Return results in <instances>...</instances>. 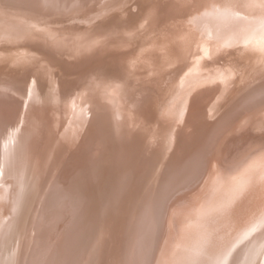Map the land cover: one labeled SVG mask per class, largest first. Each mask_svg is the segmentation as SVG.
<instances>
[{"label": "bare ground", "instance_id": "obj_1", "mask_svg": "<svg viewBox=\"0 0 264 264\" xmlns=\"http://www.w3.org/2000/svg\"><path fill=\"white\" fill-rule=\"evenodd\" d=\"M13 1L44 9L38 0ZM106 2L44 32L0 13L2 48L38 32L46 48L38 72H18L14 57L0 61V161L13 158L12 166L0 162V264H238L248 252L255 256L248 264H259L264 48L257 46L264 45V0ZM7 20L20 34L6 32ZM102 24L112 25L109 36L90 40ZM52 32L63 34L49 38ZM138 38L186 60L173 92L160 76L165 62L124 64L127 53L147 51L140 49L145 42L135 51ZM38 40L30 44L42 46ZM56 57L85 60L70 67ZM109 65L118 80L100 87ZM146 81L160 92H148ZM161 110L155 135L146 126ZM147 132L148 145L140 148ZM243 161L238 174L229 170ZM139 162L150 170L137 181ZM178 183L187 187L170 201Z\"/></svg>", "mask_w": 264, "mask_h": 264}, {"label": "rangeland", "instance_id": "obj_2", "mask_svg": "<svg viewBox=\"0 0 264 264\" xmlns=\"http://www.w3.org/2000/svg\"><path fill=\"white\" fill-rule=\"evenodd\" d=\"M52 1L53 0H38V2L44 6V9L39 10V9H36V8L27 7L25 5H22V4H20V2H18V4H17V2L13 1V0L7 1V2H2V0H0V13L2 15L3 14L8 15V14H13V13H15L16 15H20L21 18L20 17L16 18V19H20V21H18L20 23V25L22 24L21 23L22 20L31 21L32 24H26L25 26L26 27H35V28L38 27V28H40L39 31L41 30V31L44 32L45 28H44V30H42L41 28H43V27H45L47 25H50L55 20L62 21L64 19H66V17H68L70 15H75V16L78 15L79 16L81 14L89 15L91 13H96V12H94V10H93V12L91 11L93 4L96 3L94 5L95 8L100 6L101 7L100 9H103V8H105V3H107L106 0H55L54 2H52ZM110 7L111 6H108L106 8H110ZM133 9L134 8H131L130 10L133 11ZM16 19H15V22H14V20H11V23H17ZM124 22H126V19L123 18L121 20V23H124ZM11 23L8 21L7 24L4 26L6 29H8L6 32L13 33V32H16L17 30H19V28L17 26L12 25ZM111 26L108 25V24H102L101 26H99L98 29L96 28L94 31H92L93 35L90 37V40L91 39L93 40V37L98 35V34L100 35V33H102V35H104L103 32L107 33V34H105V36H109V31L112 29ZM94 32L95 33L97 32V33L95 34ZM54 33H56V32H52L51 35H49L48 37L52 38V35H54ZM61 33L62 32L56 33L57 37H60ZM72 33H74V34L71 36V40L73 39L74 42L73 41L72 42H73V44H75L74 38L76 37V33L75 32H71L70 34H72ZM17 34H20V33L17 31V33L15 35H17ZM35 37H38L39 40H38V38H35ZM138 39L140 40V38H138ZM36 40H38V43L41 44L42 46L38 47V46L30 44V43H32L33 41H36ZM1 41H0V43H1ZM44 42H45V40L43 38V33L42 32H38L37 35H31L29 38L23 40V45H21V46L13 45V46H8L6 48H2L1 44H0V61L1 60L2 61H6L9 58H13L14 57V60H15V61H13L14 62V66H15L14 68L19 67V70L17 69L18 72L23 73V74L29 73L32 70L35 71V72H38L37 66H36V64L39 65L37 63L38 62L37 61V57H38V55L40 53L45 52V50H46V48H45V46L43 44ZM142 42H145V44L140 49L144 48L147 51L140 57H138V54H136V56L134 57V56H130L131 53H127L126 57H128V59L127 58L125 59L124 64L127 63L130 59H131L130 62H132V60H136V58H137V60L138 59L143 60V59H146V58L151 59L153 65H159V64H162V63L165 62L166 67H164V65L162 67L163 72L165 73V75L164 76L160 75V76H162V78H163L162 82H164V81L172 82V84H170V88L171 89H169V91L173 92V90L175 89L174 80L179 75L178 69L179 68H183L184 66H186V60H182V62H181L180 57L175 52H172L169 49L167 51H164V50H162L160 48L161 46H159V45H157L156 48L155 47L152 48L151 44L148 41V38H143L142 41L140 40L138 42V44L135 45V47H136L135 51H139L140 50L138 48V46ZM165 43L168 44L167 40H161L160 41V45L161 44H165ZM73 44H72V46H73ZM257 47L263 49L264 45L257 46ZM155 49H157V51ZM130 52H133V51L131 50ZM258 52L261 55H264V53L261 50H259ZM255 53H256V51H254V54ZM47 55L50 56V57H53V54L51 52H47ZM56 59L60 60V63H62L64 65H66L68 63V65H70V67H73V66L76 67L79 64L83 63L84 60H85V58L76 59V58H70V57H62V58H57L56 57ZM48 62H47V64H50ZM86 63H88V60H87ZM172 63L175 64V65L172 66V67H171V65H168V64H172ZM46 67L47 66H39L38 68L40 69V71H45L46 73L50 74V71ZM139 69H141V68H139ZM103 71H104V72H102L103 81L100 80L102 82L98 83V86L104 87L105 85H107V82H108L107 79L118 80L117 78H118L119 74H118V72L116 70V67H113V65L112 66L109 65V68L104 69ZM148 73L151 74L153 72H148ZM131 81L134 84L136 83V79L135 78L132 79ZM150 83L151 82H147V81L145 82V84H147L145 86L146 90L148 92L156 91V92L159 93L160 91H158V86L157 85H148ZM150 96L153 97L151 94H150ZM160 100H162V98L160 99V96H159V101ZM201 103H204V101L202 102V100H200L198 102L197 106H199ZM164 108L165 107H163V109ZM161 111L159 112V114L156 117L157 120H154V122L151 123V121L144 120L145 121V125H150V123H151L150 126H146V127L147 128H151V131H154L155 135H158L159 132L161 131V128L159 127L160 126L159 123L162 120V116L166 115V111H162V113H161ZM165 120H166V116H165ZM139 135L140 134L138 132L135 133V137L136 138H139L138 137ZM148 138H150L149 135H148V132L141 136V138H140L141 139L140 148H144L146 145H148ZM5 151H6V149H5ZM11 156L12 155H10V153L6 157L4 156L2 161H3V163H5V166H8V165L12 166L13 158ZM178 157H179L178 161L180 162L182 157L181 156H178ZM2 161H0V162H2ZM178 161H175V163L176 162L178 163ZM206 161L207 160H205L204 163ZM140 162H141V158H140ZM140 162H139V168L137 169V171L135 169V171L139 173L137 175V181H138L139 177H141V176L143 177L144 175H147L149 170H150V168L148 166L142 165V164H140ZM244 165H247V163L245 161L240 163L238 166H231L229 168V170L231 169L234 173L237 172V174H238L239 171L242 169V166H244ZM233 168L235 170H233ZM167 170H168V168H167ZM198 176L199 175H197V177L194 178L192 183H194V181L197 180L196 178H198ZM142 181H143V179H142ZM199 185L200 184H197L192 190H190L188 193H186L183 196H188V195H190L192 193L194 194L196 192L197 188L199 187ZM183 186L184 185H182L181 183H178L175 187H173V189L171 190V194L172 195L170 197V201H172L177 195H179L180 192H183L185 190V188L187 186H185L184 188H183ZM38 187H40V186H38ZM42 188H43V185L41 186V189ZM204 196H205V194L202 195L200 198L198 197V199L199 200H204L203 199V198H205ZM65 221L66 220H62L61 223L66 224ZM27 224L28 223H27V220H26L24 227H26ZM14 237H15V235H14ZM13 239L14 238H12V240L9 242L10 245L13 242ZM263 243L264 242H262V244ZM262 244L260 243L258 246H260ZM261 248H260V250H261ZM260 250H258V251L254 250L253 252L258 254V253L261 252ZM11 252L13 254V257L15 258L13 262H15L16 261L15 251H14V253H13V251H11ZM248 253L245 256H242L239 259L238 264H248L249 259H250V261H249L250 263L253 261L255 256L252 255V252H250L249 254ZM258 260L260 261L259 264H264V251L260 254V256L258 257ZM255 264H258V262L255 263Z\"/></svg>", "mask_w": 264, "mask_h": 264}]
</instances>
